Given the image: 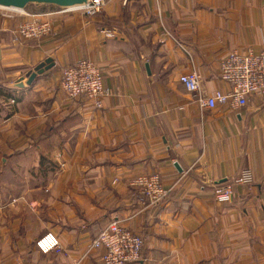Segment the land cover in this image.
<instances>
[{"label": "crops", "instance_id": "crops-1", "mask_svg": "<svg viewBox=\"0 0 264 264\" xmlns=\"http://www.w3.org/2000/svg\"><path fill=\"white\" fill-rule=\"evenodd\" d=\"M31 9L0 14V264H103L90 245L114 219L142 237L137 264H264V97L202 111L179 82L197 71L209 94L228 92L221 61L264 50V0H108L93 18ZM46 15L51 36L15 43ZM80 60L111 93L101 109L60 87ZM245 169L253 184L216 203ZM150 174L170 190L155 207L130 186ZM47 232L61 248L41 255Z\"/></svg>", "mask_w": 264, "mask_h": 264}, {"label": "built area", "instance_id": "built-area-1", "mask_svg": "<svg viewBox=\"0 0 264 264\" xmlns=\"http://www.w3.org/2000/svg\"><path fill=\"white\" fill-rule=\"evenodd\" d=\"M107 3L108 0H90L84 6L58 9L56 12L77 13L93 18L102 13ZM0 11L11 15H28L27 12L21 11ZM45 17H33L32 20L21 23L15 33V43L40 41L51 36V15ZM106 36L112 37L110 33H106ZM219 75L220 80L229 86L228 92L217 90L209 94L202 76L197 71L182 75L179 82L202 111H212L223 106L236 110L246 109L253 97H264V50L258 53L252 49L231 52L221 61ZM60 87L69 100L83 98L93 101L95 109H101L103 100L111 96L109 89L103 84L100 68L90 60H80L65 67L61 73ZM114 183H117V180ZM252 184V171L242 170L230 184L215 188L214 199L219 204L231 203L236 186ZM130 186L143 206L160 205L170 194V190L162 185L158 174L139 176L131 181ZM35 248L41 255H49L61 248V242L55 233L47 232L37 239ZM142 248V237L123 226L117 219H114L90 245L91 250L104 249L103 264H137L142 258Z\"/></svg>", "mask_w": 264, "mask_h": 264}, {"label": "water", "instance_id": "water-1", "mask_svg": "<svg viewBox=\"0 0 264 264\" xmlns=\"http://www.w3.org/2000/svg\"><path fill=\"white\" fill-rule=\"evenodd\" d=\"M90 0H0V10L6 11H21L26 12L30 6L35 7H55L56 9H68L86 5ZM53 67L52 59H48L44 63L38 65L33 70L29 71L25 78L21 79L19 87H24L22 83L26 80V85L29 86L37 76L42 75Z\"/></svg>", "mask_w": 264, "mask_h": 264}, {"label": "rangeland", "instance_id": "rangeland-1", "mask_svg": "<svg viewBox=\"0 0 264 264\" xmlns=\"http://www.w3.org/2000/svg\"><path fill=\"white\" fill-rule=\"evenodd\" d=\"M35 6H30L29 8H28V10H33V9H31V8H34ZM2 13H4L5 14V12H3V11H0V14H2Z\"/></svg>", "mask_w": 264, "mask_h": 264}]
</instances>
